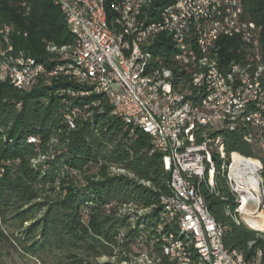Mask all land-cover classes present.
Instances as JSON below:
<instances>
[{
  "label": "trees",
  "instance_id": "1",
  "mask_svg": "<svg viewBox=\"0 0 264 264\" xmlns=\"http://www.w3.org/2000/svg\"><path fill=\"white\" fill-rule=\"evenodd\" d=\"M241 1L245 18L260 27L264 45V0ZM0 24L14 26L15 52L47 68L55 55L48 46L73 44L50 0H0ZM160 40L158 51L168 44L165 36ZM65 90L76 91V86L66 80L50 84L40 80L29 92H21L0 83V239L39 261L120 264L129 261L122 249L138 245L144 237L145 247L152 246L160 264H173L159 244L151 245L157 238L153 229L161 200L172 195L151 139L139 130L130 136V128L111 115L108 99L75 98L61 93ZM76 106H87L89 116L67 121ZM223 137L227 153L257 156L239 135ZM260 160L264 191V159ZM113 168L125 174H113ZM224 180L217 177V195L202 189L209 212L223 230V245L240 258L260 250L264 264V233L227 216L234 205ZM124 205L149 213H119ZM2 226L13 233L6 235ZM102 257L107 261L98 263ZM194 258L192 254L193 262Z\"/></svg>",
  "mask_w": 264,
  "mask_h": 264
},
{
  "label": "built area",
  "instance_id": "2",
  "mask_svg": "<svg viewBox=\"0 0 264 264\" xmlns=\"http://www.w3.org/2000/svg\"><path fill=\"white\" fill-rule=\"evenodd\" d=\"M59 1L63 3L67 19L71 22V35H74V44L64 46L74 47V55H53L51 61L67 62V69L54 72L37 70L38 74H46L45 82H48L50 73H58V80L73 81L75 73H83V82L95 84L94 92L65 90L61 93L75 98H90L93 93L99 92V86H106V93L113 96L110 109L113 117L129 118L126 127L130 128L131 122H138L154 131L156 144L152 145L153 150L157 152L158 149H167L170 168L171 163H178V170H171L169 184L172 195L165 197V205L180 207L182 222L189 231L194 232L200 251L205 253L206 264H263L261 256L252 254L244 257L241 254L240 260H231L229 250L220 251L214 223H209L206 202L204 206L195 205V197L204 198L203 193L193 196V186L194 181H202V189L214 193V183H210V174L214 173H210V166H215L217 162V138L225 133L239 135L249 147L264 155V80L254 79L235 70H232V76H222V69L231 68L217 67L204 74L201 83L193 85L192 94H181L172 88L173 80L163 81L164 73L153 74L152 69L151 72H143L142 57H139V48L154 42L149 41L148 31L167 29V35L178 32L179 54L161 56V61L180 58L193 64L200 47L225 44L218 39L222 23L239 24V18H245L244 8L241 14H234L232 4L236 0H174V9H166L165 12L167 21L157 18L153 21L152 29H145L148 9L145 4H142L141 14H134V8H123V1L126 0H106L107 11L113 15V22L114 15H121L127 25L129 22H137V32L127 34L126 30L125 34H118L115 25V33L101 34L90 28L84 16L73 5H66L64 0ZM181 8L193 11L197 29L193 56H184L183 47H180V37L185 35V16H181ZM218 12H225V20H218ZM198 23H206L209 27L207 41H200ZM0 48L2 52L12 50L5 39H0ZM226 51L241 52L243 56L242 45L241 49L226 45ZM253 54H257V51H253ZM220 59H223V53ZM72 60L83 62V72L70 69ZM139 76H152L153 84L139 83ZM234 77H241L242 86L234 85ZM2 80L3 75H0V83ZM236 88H244L245 97H237ZM179 99H188L184 113L175 110V103ZM83 109H87V106ZM236 111H243V118H236ZM182 137H190V147H180ZM190 149H202V156H190ZM232 155L233 170L226 185L235 189V211L248 228L264 232L251 228L247 222L252 219L260 225L261 215H264L261 176L247 175L246 169L238 168V161L248 159L236 152H232ZM200 169H207V176H200ZM245 200L249 208L247 212L241 210Z\"/></svg>",
  "mask_w": 264,
  "mask_h": 264
},
{
  "label": "bare ground",
  "instance_id": "3",
  "mask_svg": "<svg viewBox=\"0 0 264 264\" xmlns=\"http://www.w3.org/2000/svg\"><path fill=\"white\" fill-rule=\"evenodd\" d=\"M58 8L60 14L63 17L65 26L69 34H72L71 22L67 19V14L63 9V3L59 0H50ZM66 5H73L77 11H80L84 16V20L90 26L92 30L98 31L101 34L115 33V25L118 28V34H134L137 32V22L123 21L121 15L110 14L107 11L106 0H64ZM142 4L148 7L146 12L145 29L153 28V21L158 18L160 21H167L166 9H174V0H126L123 1V8H134V14L142 13ZM242 1L236 0L232 4V12L234 14H241ZM181 16L184 17L185 35L180 37V47H183L184 56H193L195 40L197 38V29L195 28L193 20V11L188 8H181ZM218 20H225V12H218ZM252 25H251V24ZM260 27L247 18H239V24L233 22L222 23V30L218 32V39L225 44H207L205 47L198 49V56L193 61V64L189 61H184L180 58H169L168 60L161 61L162 57L174 56L179 54L178 32H170L167 35V29H160V31H148L149 41H154L144 48H139V57H142L143 72H151L153 74H163V81H172V88L176 90V93L192 94L193 85L195 83H201L203 81V75L209 73V71L219 68L222 69V76H232V70L244 75L254 77V79L264 80V45L262 43V34ZM15 31L14 26L0 24V39H5L11 52H2L0 48V75H3L2 83H8L12 87L21 92H29L40 81H46V74H38L37 70L43 72H54L57 70L67 69V62H55L49 65L47 68L43 63L36 62L33 58L27 57L23 52H15L11 45V37ZM198 33L200 41H207L209 38V27L206 23H198ZM161 36H165L168 40V44L161 45L160 51L157 50V44L161 43ZM74 44V35H71ZM256 43V44H253ZM226 45H233L234 49L243 48V56L241 52L225 51L223 53V59H220L222 48ZM168 47H170L168 49ZM49 53L65 56L74 55V47H56L50 45L47 47ZM253 51H257V54H253ZM161 52V53H158ZM228 53V56H227ZM230 55V58H229ZM70 69H74L75 72H83V62L79 60H72L70 62ZM166 71V72H165ZM58 73H50V81L45 82L50 84L52 82H58ZM72 85L76 86L75 92H94L95 84L93 82H83V73H75L74 81L66 80ZM139 83L153 84L152 76H139ZM234 85L242 86L241 77H234ZM92 96L106 98L109 101L110 109L113 103L112 94L106 93V86H99V92H95ZM237 97H245L244 88H236ZM108 104V105H109ZM188 106V99H179L175 103V110L177 113H184ZM84 107V106H83ZM83 107L76 106L71 110V114L68 116L67 121H72L74 118L88 117L89 112H86ZM74 110V112H73ZM87 110V109H86ZM119 118L125 126L129 125V118ZM236 118H243V111H236ZM86 120V119H85ZM73 127V126H72ZM134 130H139L149 136L151 139V145L156 144V134L149 128H145L138 122L130 123V134L134 133ZM225 138L219 136L217 138L216 146V159L215 166H210V183L217 185V177L220 175L224 177V181L228 183V179L231 178V172L233 170V155L225 151ZM31 140V139H30ZM246 143V141H244ZM180 147H190V137H182L180 139ZM254 149L252 148V151ZM254 152V151H253ZM161 156L162 172L168 177V185L170 187L171 170H178V163H171V168L168 166V152L167 149H158L156 152ZM253 159L238 161V168L246 169L247 175H260L262 170V164L260 159H264V155L256 154ZM190 156H202V149H190ZM244 157V156H243ZM254 162V164H253ZM113 174H125L123 170L111 169ZM200 176H207V169H200ZM149 185L148 183H144ZM232 202L234 205V211L231 212L227 209V216L229 215L233 221L237 224H244L247 228V223L243 222L239 218L238 213L235 211V189L233 186H227ZM217 188V187H216ZM202 193V181H194L193 196H200ZM217 195V193H215ZM195 205L204 206L205 200L203 197H195ZM151 210V209H150ZM242 211L247 212L249 210L246 200L245 204L241 207ZM253 210V209H250ZM133 213L139 216H144L149 213V209H139L134 211V208L130 205H124L119 213ZM209 223H214L215 229L219 238L220 251H227L223 245V230L216 224L214 218L208 210ZM162 218V220H161ZM248 224L253 229L264 230V215H261L260 225L252 219H248ZM250 229V228H249ZM154 232L157 238L152 240L151 245L157 243L160 245L162 254L173 264H206L205 253L200 251L199 243L195 238L194 232L189 231L186 228L185 223L182 222V212L180 207H174L165 205V198L161 200V209L158 217L154 223ZM252 230V229H250ZM260 232L259 230H252ZM264 233V232H260ZM138 245L145 247L144 237H140L137 241ZM175 244V245H173ZM254 243L248 244L251 248ZM145 250L147 248H141ZM152 246L149 251L144 252L139 257L140 264H160V260L155 257L152 252ZM194 255L193 262L191 255ZM253 256H261L260 250H256ZM229 258L231 260H240V256H236L234 252L229 251ZM120 264H128V262H122ZM129 264H131L129 262Z\"/></svg>",
  "mask_w": 264,
  "mask_h": 264
},
{
  "label": "rangeland",
  "instance_id": "4",
  "mask_svg": "<svg viewBox=\"0 0 264 264\" xmlns=\"http://www.w3.org/2000/svg\"><path fill=\"white\" fill-rule=\"evenodd\" d=\"M254 154H259L257 150H253ZM258 156V155H257ZM2 229L5 230L6 235H11L13 233L12 229H6L5 226H2ZM256 232V231H255ZM257 233V232H256ZM259 234V233H258ZM11 242L2 241L0 239V264H67L64 261L57 262L54 259L46 258L44 261H39L33 258L23 256L17 249H14L10 244ZM123 253L129 258L131 264H140L139 257L142 253L149 251V249L142 250L137 245H130L126 249H122ZM105 257L99 258L98 263L106 262Z\"/></svg>",
  "mask_w": 264,
  "mask_h": 264
}]
</instances>
